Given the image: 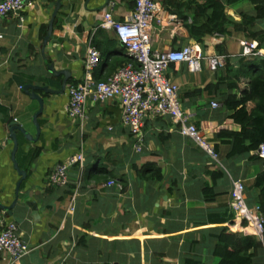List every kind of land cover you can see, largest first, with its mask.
I'll list each match as a JSON object with an SVG mask.
<instances>
[{
    "label": "crops",
    "instance_id": "0c3cea01",
    "mask_svg": "<svg viewBox=\"0 0 264 264\" xmlns=\"http://www.w3.org/2000/svg\"><path fill=\"white\" fill-rule=\"evenodd\" d=\"M56 1L27 0L20 10L0 18L3 205L13 201L19 179L11 161L13 144L8 140L7 125L14 121L33 136L36 132L32 118L39 103L22 86L32 83L58 89L64 75H55L47 67L49 63L56 70L69 71L66 85L77 82L82 77L88 45L100 52V61L93 69L96 79H105L116 69L115 62L108 66L109 53L115 59L121 54L126 56L114 31L98 26L108 0H60L51 33L43 42ZM133 6L131 0H120L112 15L121 21ZM160 6L171 14L161 2ZM241 10L252 11L251 3L242 1L226 8L236 20ZM178 19L166 22L162 28L153 23V49L196 43L185 26L192 19ZM257 26L264 29V19ZM213 34L203 38L204 53H218L215 46L225 42L233 63L241 52V41L249 40L238 31ZM165 75L178 84V98L187 122L195 124L215 147L217 160H212L191 137L181 134L166 115L144 117V147L135 152L129 129L121 121L119 98L103 103L88 101L87 119L80 122L66 114V85L62 93L35 89L43 99L42 112L37 116L40 134L32 142L16 130L19 146L15 158L27 175L14 206L9 211L0 209V222H16L21 239L29 247L17 264H219L214 248L222 233L230 241H242L248 235L229 206L231 178L241 179L244 187L250 188L247 193H254L257 189L251 186L264 168L262 159L252 157L254 150L230 155L226 135L216 137L220 130H238L239 125L229 116L231 110L216 99L219 97L215 91L205 88L218 79L205 61L198 72L180 63L168 67ZM194 89L199 91L193 93ZM213 100L219 106L212 107ZM36 148L40 151L32 160ZM80 148L84 155L82 179L74 193V209L67 212L79 167H70L68 181L62 186H49L48 176L54 165ZM146 162L159 168L158 179L136 172ZM109 179L123 181L124 190L107 185ZM206 187L207 195L203 190ZM258 254L264 255V249ZM259 259L264 263L263 258ZM0 264H8L6 257L0 259Z\"/></svg>",
    "mask_w": 264,
    "mask_h": 264
},
{
    "label": "built area",
    "instance_id": "2783aa9c",
    "mask_svg": "<svg viewBox=\"0 0 264 264\" xmlns=\"http://www.w3.org/2000/svg\"><path fill=\"white\" fill-rule=\"evenodd\" d=\"M120 0H108L98 24L99 27L112 29L117 40L124 47L128 60L117 67L107 78L96 79L93 69L100 61V52L94 45L86 47L82 77L75 83L66 85V114L78 118L80 122L87 119L86 103H103L108 99L119 98L122 106L121 121L132 136V147L141 152L144 147L142 126L147 114L168 116L178 125L183 135L191 137L210 156L217 160L213 145L208 142L195 124L187 122L178 98V84L166 77L165 72L170 64L185 63L188 70L198 72L202 61L211 71L225 64L226 55L222 53H204L200 44L187 43L178 48L164 50L153 49V23L159 28L170 22H178L175 14L161 9V0H133V9L121 21L112 15L114 6ZM27 0H0V18L20 10ZM217 36L220 33L215 32ZM242 56L262 55L263 49L257 46L256 40L241 41ZM212 107L219 106L215 100ZM255 153L264 158V142L260 143ZM84 155L82 148L75 154L54 165L49 176V186H62L68 181V171L73 165L79 167V179L67 204L66 211L74 209V196L79 188ZM107 185L115 186L122 191L120 181L109 179ZM229 206L239 222L252 228L253 234L263 241L264 216L259 205L247 202L244 183L239 178H231ZM0 259L6 257L8 264H17L29 250L20 237L18 225L14 221L0 222ZM244 226V225H243Z\"/></svg>",
    "mask_w": 264,
    "mask_h": 264
},
{
    "label": "trees",
    "instance_id": "16d2710c",
    "mask_svg": "<svg viewBox=\"0 0 264 264\" xmlns=\"http://www.w3.org/2000/svg\"><path fill=\"white\" fill-rule=\"evenodd\" d=\"M131 1L134 5V1ZM242 1L251 3L252 11H239V19L236 20L226 12V8ZM161 3L168 12L182 20L186 21L188 17L192 19V23L185 22L186 30L202 49L205 47L203 38L206 34L217 32L228 35L231 31L242 32L249 40H256L258 47L264 48V29L257 26V22L264 19V0H161ZM224 46L225 42H222L217 44L215 49L216 52L226 55L225 64L214 71L218 79L208 83L205 88L215 91L219 97L216 99H220L221 104L231 110L229 116L239 125L238 130H220L216 137L222 133L226 135L230 144V155L245 154L251 150L255 151L258 145L264 142V56L238 55L233 63ZM121 55L115 59L112 53H109L106 57L109 58L108 66L115 62L117 68L126 63L128 57ZM172 66L173 64L169 65L170 68ZM197 91L199 89H194L193 93ZM214 150L216 151L215 147ZM39 151L40 149L36 148L32 160ZM252 157L262 159L264 167V158L256 153H253ZM94 171L108 174L102 170ZM136 172L143 173L152 180L160 177L159 168L152 162H146L136 168ZM89 176L92 177V173ZM120 182L124 190L125 183ZM251 187H255L257 191L250 194L247 193L250 188L245 187L247 202L258 204L264 216V168L256 174ZM206 189L208 188L203 189L204 194ZM243 225L248 235H244L242 241L227 240L224 233L219 237L214 248V253L220 257L219 264H262L259 257L264 259V255L258 254V251L264 249V233L263 241H260L253 234L251 227L245 223Z\"/></svg>",
    "mask_w": 264,
    "mask_h": 264
},
{
    "label": "water",
    "instance_id": "95a60500",
    "mask_svg": "<svg viewBox=\"0 0 264 264\" xmlns=\"http://www.w3.org/2000/svg\"><path fill=\"white\" fill-rule=\"evenodd\" d=\"M59 4H60V0H57L56 3H55V7H54V9H53V11L51 13V17H50V19L48 21V30H47V34L44 37L43 42L48 39V36L51 33L52 23H53L54 16L56 14V11L58 9ZM47 67L55 75H59V74H63L64 75V77L62 78L60 87L58 89H51L47 85H36V84H32V83H26V84H24L22 86V89L26 93H28L31 97L35 98L38 101V103H39V107H38L37 111L34 113L33 118H32V121H33V123L35 125V128H36L35 135L33 136L32 134L28 133L20 124L14 122V121L13 122L12 121L9 122L8 125H7L8 140H9V142H12V144H13L12 151H11V161L13 163L14 169L16 170V172L19 175V179H18V181L15 184V189H14L15 197H14L13 201L9 205H3L0 202V209H5V210L9 211V209H11V207L14 206V204L16 203L17 197H18L20 184L26 178V175H27L26 171L24 169H21L18 166L17 160L15 158V152L17 150V147L19 146V141H18L17 135L15 133L16 130H19L22 133V135L24 136L25 139H27L28 141H32V142L36 141L38 139V137H39V134H40V126H39V123L37 121V116L42 112L43 99H42V97L39 94H37L35 92V89L43 88V89H46L50 93H62L64 91V89H65V85H66V81H67V78H68L69 71L67 69H58V70H56L53 67V63H49L47 65Z\"/></svg>",
    "mask_w": 264,
    "mask_h": 264
},
{
    "label": "rangeland",
    "instance_id": "374dc122",
    "mask_svg": "<svg viewBox=\"0 0 264 264\" xmlns=\"http://www.w3.org/2000/svg\"><path fill=\"white\" fill-rule=\"evenodd\" d=\"M262 263V262H261ZM262 264H264V263H262Z\"/></svg>",
    "mask_w": 264,
    "mask_h": 264
}]
</instances>
